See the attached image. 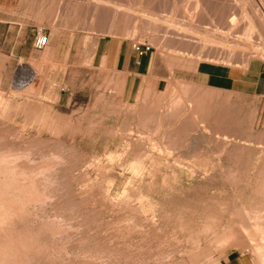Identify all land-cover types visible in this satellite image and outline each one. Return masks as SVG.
<instances>
[{"label":"rangeland","instance_id":"1","mask_svg":"<svg viewBox=\"0 0 264 264\" xmlns=\"http://www.w3.org/2000/svg\"><path fill=\"white\" fill-rule=\"evenodd\" d=\"M194 1L21 0L8 14L18 33L0 26V131L12 144L44 140L76 153L70 194L89 197L93 231L126 260L260 264L241 224H264L262 104L185 79L199 61L264 70V0ZM40 28L48 45L36 50ZM110 37L137 56L135 43L150 46L153 83L97 67L96 43Z\"/></svg>","mask_w":264,"mask_h":264},{"label":"bare ground","instance_id":"2","mask_svg":"<svg viewBox=\"0 0 264 264\" xmlns=\"http://www.w3.org/2000/svg\"><path fill=\"white\" fill-rule=\"evenodd\" d=\"M197 6H199V4ZM1 131L0 264H128L129 262H131V264H150V260L147 261L148 259H145L146 261H144V259L140 258V256L137 255V257L132 260L130 259L132 257H130L129 259L131 261H128L126 260L128 254H122L121 251L120 253H114V251H116L118 247L115 246L116 249H112L114 250L112 251L108 249L109 247L105 246V242L102 243L103 241H99L100 238L97 235L98 231H93V228L96 225L97 229L100 227V224L98 223L99 218L97 216V209L90 204L91 200H89V197L87 199L85 197H78L77 195H75L77 194L75 192L78 191H74L72 184L71 186L75 194H70L71 188L69 184L66 183L68 182L66 177L72 174L67 173H69L71 169H73L74 165H78V163L76 162V153L74 154V152L70 150L71 148L67 149V147L65 148L63 146V144L61 146L59 144L48 145L49 143H47L48 141L46 140L45 141L47 145H40L42 141H33L29 139V141L24 142V144H12L11 142L9 143L7 141ZM5 133L6 132H4V134ZM9 133L10 132H8L7 134ZM77 157L79 156L77 155ZM74 177L76 178V176H73V180L71 182L75 180ZM87 187L89 188V186ZM81 191H79V193ZM95 194L93 197H95ZM94 202V205H96V199ZM157 217L153 216V218L151 217L152 219L150 220H153V222H158ZM147 222L149 221H146V223ZM125 223L123 227L129 232L131 228H133L132 226L134 224V220L131 219L126 221ZM123 227H121L122 230ZM137 227L139 228L140 232L149 230V227L148 229H146L147 227L143 222ZM138 228H136V230ZM241 229L246 238L249 240V243L254 246L253 248V246L250 245L254 249V254H256V256L258 257V263L264 264V256H261V253H264L261 252V248L263 246L261 247L257 245L259 243L260 245L261 243H264V224L242 223ZM90 230L94 233H91ZM107 236H105V238H107ZM219 242L220 240H218L217 243ZM140 246H142V244ZM258 246L261 250L259 251L258 249L260 255L256 249ZM139 249H136V251H139ZM117 250H119V248ZM122 259L124 260V262H122ZM163 260L165 259L162 258V261L159 262V264H169L167 263L168 260ZM181 263L184 262L181 260Z\"/></svg>","mask_w":264,"mask_h":264},{"label":"crops","instance_id":"3","mask_svg":"<svg viewBox=\"0 0 264 264\" xmlns=\"http://www.w3.org/2000/svg\"><path fill=\"white\" fill-rule=\"evenodd\" d=\"M20 2L21 0H0V15H7L5 20H1L2 31L5 30L8 33L11 30L13 32L16 30V22L12 20V17L8 18V14L18 11ZM18 31L16 30V33ZM19 47H22L21 41H18L17 38L12 44V49H16V54L24 56V50L18 51ZM92 59L93 62L97 63V67H107L112 71H120L127 74L133 81L147 77V79L150 78V83H153L155 79L152 77L154 72L151 55L145 53L137 56L131 49L129 42L124 40H117L112 37L99 39ZM176 71L178 70L176 69ZM188 73H191V78L185 80L201 84L205 88L219 92H236L241 96H254L262 104L264 111V70L260 64L251 61L244 70L236 71L226 64L199 61ZM155 75L157 76L158 73L155 72ZM184 75L186 74L184 73ZM129 87L132 88V85ZM227 260L229 261V258Z\"/></svg>","mask_w":264,"mask_h":264},{"label":"built area","instance_id":"4","mask_svg":"<svg viewBox=\"0 0 264 264\" xmlns=\"http://www.w3.org/2000/svg\"><path fill=\"white\" fill-rule=\"evenodd\" d=\"M48 45V35L42 30V28L37 29L35 36H34V40H33V47L36 50H42L44 49L46 46ZM135 51H137V53L139 55H143L145 54L147 51L150 50V46L143 44V43H135L133 45ZM21 82V84L27 82V81H19Z\"/></svg>","mask_w":264,"mask_h":264}]
</instances>
